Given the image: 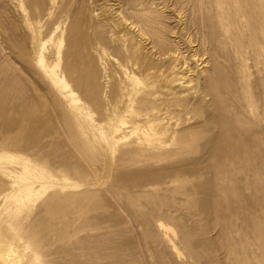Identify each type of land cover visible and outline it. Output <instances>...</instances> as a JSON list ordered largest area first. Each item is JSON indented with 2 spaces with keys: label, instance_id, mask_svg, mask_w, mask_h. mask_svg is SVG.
<instances>
[{
  "label": "rangeland",
  "instance_id": "rangeland-1",
  "mask_svg": "<svg viewBox=\"0 0 264 264\" xmlns=\"http://www.w3.org/2000/svg\"><path fill=\"white\" fill-rule=\"evenodd\" d=\"M0 157L24 264H264V0H0Z\"/></svg>",
  "mask_w": 264,
  "mask_h": 264
},
{
  "label": "bare ground",
  "instance_id": "bare-ground-1",
  "mask_svg": "<svg viewBox=\"0 0 264 264\" xmlns=\"http://www.w3.org/2000/svg\"><path fill=\"white\" fill-rule=\"evenodd\" d=\"M110 1V0H109ZM123 19V18H122ZM126 23V22H125ZM128 24V23H127ZM130 29V28H129ZM135 29V28H134ZM133 31V30H132ZM136 32V31H135ZM142 36H144V35H142ZM125 37V36H124ZM155 48V47H154ZM179 55V54H178ZM201 59V58H200ZM178 60H181V58H178ZM184 64H186V62H184ZM158 71V70H157ZM164 73V72H163ZM61 76V75H60ZM130 82H131V84H132V86H133V91H134V93H138L139 92V86H140V84L142 83V81L140 80V79H138V78H136V77H134V76H132L131 78H130ZM150 87H153L152 85L150 86ZM216 90H218L217 89V87H216ZM120 99V98H119ZM73 108L74 107H72V110H73ZM113 108V107H112ZM111 108V109H112ZM108 110V109H107ZM108 111H110V110H108ZM110 118V117H109ZM106 120H108V119H106ZM105 121V120H104ZM102 122V121H101ZM107 122V121H106ZM105 122V123H106ZM108 122H109V120H108ZM113 123V122H112ZM108 126V125H107ZM83 127V126H82ZM108 130H110V129H108ZM1 161H6V159H4L3 157H0V162ZM3 173H5V174H8V172H4V171H2ZM14 171H12L11 173H13ZM21 172H22V170H21ZM18 177H20V176H18ZM21 180H24V179H22V178H17V176H15V177H11L10 178V180L7 182L9 185H11L12 187H14L16 190H20L22 187L23 188H25V187H27V188H30V185H27V186H22L21 184ZM18 190V191H19ZM158 227L159 228H162L163 227V225L162 224H160V225H158ZM0 239H1V237H0ZM6 239V238H5ZM5 239L3 240H0V251H1V254H0V263L1 264H24V262L26 263L27 261H24V260H27L28 258H27V256L26 255H21V253L19 254V251L17 252V250H18V248H20V247H22L21 245H16L15 244V242H17L16 240L14 241V240H6L5 241ZM168 242V241H167ZM18 244V243H17ZM170 246H171V249H175V246L173 245V244H170ZM22 249V248H21ZM21 252H23L22 250H21ZM18 253V254H17ZM23 254V253H22ZM29 259H31V258H29Z\"/></svg>",
  "mask_w": 264,
  "mask_h": 264
}]
</instances>
